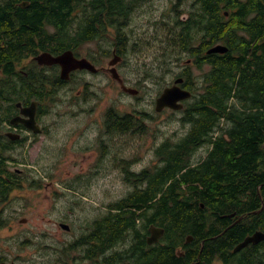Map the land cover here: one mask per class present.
I'll list each match as a JSON object with an SVG mask.
<instances>
[{"label": "flooded vegetation", "instance_id": "af4514ba", "mask_svg": "<svg viewBox=\"0 0 264 264\" xmlns=\"http://www.w3.org/2000/svg\"><path fill=\"white\" fill-rule=\"evenodd\" d=\"M142 1L130 0L123 28H120L114 37L113 50L110 51L109 56L118 55L124 59L120 39L126 40V36L124 34L122 38L120 31L129 25L133 14L131 9H135L136 4ZM185 1L178 0L173 7L176 12L173 26L177 31L167 29V40L175 36L180 40L179 48L173 51L176 55L169 58L170 62L184 65L180 73L174 75L173 82L168 83L158 97L166 88L175 86L179 81L178 86L191 92L192 96L209 94L216 98L218 94L225 95L229 86L234 84V74H238L236 87L243 78L244 90L247 92L246 83L251 79L262 78L261 73H264V0H258L257 11L248 10L244 13L242 25L233 36L225 32L218 35L214 30V22L217 20L205 13L203 0H195L193 19L189 20L190 14H181L183 11L179 10V6ZM241 1L246 6L250 0ZM211 2L212 10L218 8L221 21L228 22L233 9L230 7L225 9L228 4L224 0L219 2L211 0ZM217 2L218 6L215 7ZM3 5L6 7H2ZM30 5L29 0L18 2L0 0V14H9L12 21L10 28L0 29V231L7 228L11 218L5 216L12 202V194L23 192L27 188L42 187V183L40 184L33 176L31 173L33 170H30L24 161L48 156L52 150H56L54 154L65 155L74 165L82 167L77 177L73 179L81 190L89 188V184L81 179L83 176H96L101 183L104 182L103 185L114 189L115 186L120 187L123 184L128 188L129 193L108 205L104 200L100 201L102 203L99 207V217L81 226L75 227L66 220L54 221V225L58 228L56 233L58 241L45 246L53 251L51 254L54 259L53 264H131L130 262L137 261L136 259L144 254L151 259L153 251H160V248L169 246L165 239L166 231L159 241L149 243L152 237L150 229L154 225L152 210L149 207L137 210L140 216H136V220L132 221L133 224L126 226L123 231L114 233V236L106 232L108 221L114 223L117 218H122L121 214L125 215V212L132 209V204L127 200L130 196L152 190L155 174L168 166L169 160L175 158L174 154L180 157L179 161L183 165L179 176L193 170L200 172L205 167L215 165L218 162V151L231 149L235 142V138L229 135L234 128V122L228 116H219L217 107L213 105L188 104L187 101L183 102L182 109L166 106L158 111V97L152 105L153 114L159 117L168 113L172 118L182 113L180 122L182 126H188L184 136L165 137L162 141H157L156 135H148L150 126L146 123L149 119L156 121L157 117L137 111L135 113L127 111L123 114L120 110L113 109L109 113H104L101 119L79 120L78 116L85 112V110L79 112V107L82 106V102H88L89 98L98 101L92 110L94 113L97 112L102 100L97 91L104 89V84L99 87L100 84L95 85L85 79V76L110 75L112 81L121 90L122 86L112 77L110 67L107 68L103 64L105 55L102 45L97 52L92 50L85 54L81 53V49L59 50L55 26L44 20L41 26L35 29L27 27L24 29L19 13L31 10ZM208 21L213 23V28L209 30L206 29L207 26L203 27L204 22ZM255 21L257 24H254ZM191 22L194 23L195 31L189 27ZM157 23L166 27L169 22L162 19ZM167 30L164 28V32ZM104 39L105 35L102 33L96 40L87 41L83 47L92 42H104ZM136 46L137 42L133 44V47ZM217 46H225L228 51L210 53ZM68 50L73 51L77 59L89 60L98 71L77 69L63 74V67L59 63L47 64L41 60L44 54L58 57ZM227 59L234 60L235 64L242 63L239 68H233L230 75L223 71V66L226 65L224 60ZM193 65L198 69L197 77L192 74ZM123 81L128 87L138 90V95L143 92L141 84L131 87L125 79ZM233 93L235 94L236 90ZM247 96H250L248 92ZM257 106L256 104L251 107L257 111ZM219 108L229 112L235 110L241 112L248 106L236 98H231L230 102ZM192 111L194 112L191 113ZM125 117L128 118L127 122L123 121ZM228 126L230 127L227 128ZM137 136L142 138V142L134 147L133 143ZM122 137L134 140L123 146ZM258 140L261 145L258 146L259 159L256 166L262 171L264 137ZM123 150L130 155L135 153L134 157L123 158ZM150 154L155 155V163L151 158L147 166L138 170L139 162ZM87 159L92 163L90 167L84 168V164L79 160ZM71 170L73 168L69 171ZM186 185L192 186L191 182ZM151 203L149 202V205ZM242 219L244 218L241 217L233 222L232 226ZM256 231H264V229L258 227L234 246L232 245L233 247L229 246L228 251H214L203 257L205 240L198 241L194 235L189 234L177 245L175 251L181 264H241L242 261L249 260L250 255H254L255 260L259 262L257 255L264 257V241L258 244L251 243L240 251H234L247 236L253 235ZM60 233L65 234L68 239L61 240ZM124 257H130V260L123 261ZM18 261L19 259L14 257L0 258V264H19Z\"/></svg>", "mask_w": 264, "mask_h": 264}, {"label": "trees", "instance_id": "16d2710c", "mask_svg": "<svg viewBox=\"0 0 264 264\" xmlns=\"http://www.w3.org/2000/svg\"><path fill=\"white\" fill-rule=\"evenodd\" d=\"M29 1L31 10L19 13L22 26L24 29H35L41 26L44 20L55 26L59 50H80L87 41H94L110 30L117 34L120 28H123L129 7L128 0ZM224 1L228 4L225 9H233L230 12V20L226 23L221 21L218 8L212 10L211 0H203L202 6L206 8L207 15L216 18L214 30L219 36L223 32L233 36L242 25L244 13L248 10L257 11L259 1L250 0L246 6L241 0ZM254 24H257V21ZM11 25L9 14H0V29L10 28ZM212 25L213 23L208 21L204 22L203 27L207 26L206 29L209 30ZM120 33L123 36L122 29ZM171 42L174 46L169 45L170 50H177L179 38L175 36L170 39ZM224 61L226 65L223 66V71L229 75L233 68L242 65L235 64L232 59ZM261 74L262 78L251 79L246 83L249 97L244 90L243 78L236 87L238 74H234V84L229 86L225 95L218 94L214 98L209 94L200 97L193 94L187 101L188 104L213 105L217 107L219 116H228L234 122V128L229 135L235 138V142L231 149L218 151V162L215 165L181 176L179 175L183 165L179 161L180 157L174 154L175 158L169 160L168 166L155 174L152 190L130 196L127 200L132 204V209L125 212V215L121 214L122 218H117L116 222L108 221L106 232L114 236V233L132 225L136 216H140L137 210L147 206L153 210L154 225L165 228V239L169 247L153 251L151 259L146 254L139 256L137 261H132L131 264H181L175 248L189 234L194 235L198 241L205 240L203 257L214 251H228L229 246H234L258 227L264 229V168L261 171L256 166L259 159L258 146L261 145L258 139L264 137V73ZM231 98L246 103L248 108L241 112H229L219 108L230 102ZM256 104L257 111L251 107ZM123 121L127 122L128 118H123ZM188 182H191L192 186H187ZM149 202H152L151 205ZM230 214L235 216L225 217ZM241 217L244 219L232 226L233 222ZM197 250L199 251V248ZM262 257L258 254L257 262L254 255H250L249 260L242 261L241 264H264ZM125 259L130 260V257H124L123 261Z\"/></svg>", "mask_w": 264, "mask_h": 264}, {"label": "rangeland", "instance_id": "374dc122", "mask_svg": "<svg viewBox=\"0 0 264 264\" xmlns=\"http://www.w3.org/2000/svg\"><path fill=\"white\" fill-rule=\"evenodd\" d=\"M128 1L130 2V0ZM177 1L143 0L140 4L137 3L135 9H131L133 14L129 25L123 30L126 40L120 39V41L124 59L122 58V62L118 64L117 68L128 85L135 87V85L141 84L143 92L137 97L130 96L112 81L110 75L105 77L87 75L85 79L95 85L100 84L99 87L104 84V89L97 91L102 99L97 112L94 113L92 110L98 101L89 98L88 102H82V106L79 107V112L85 110L78 116L79 120L101 119L104 113H109L113 109H118L123 114H126L127 111L133 113L137 111L157 117L156 121L149 119L146 123L150 126L148 135H156L159 142L165 137H179L187 133L188 126H182L183 124L180 122L182 113L176 114L172 118L168 113L158 117L157 114H153L152 107L162 89L168 83L173 82L174 75L180 73L184 65L171 63L169 59L174 57L172 55H176L169 48V45L171 47L174 45L172 42L170 43L169 39L167 40V34L171 29L177 31V28L173 26L176 18L173 7ZM195 2V0H186L179 6V10L183 11H179L181 14H190L189 20L193 19L192 13L195 11L193 3ZM162 19L169 22L166 27L157 23ZM189 27L195 31L194 23L191 22ZM164 28L168 29L167 32H164ZM116 35V32L113 34L110 30L105 35L104 42L89 43L81 48V53L85 54L92 50L97 52L99 46L102 45L105 55L103 64L109 68V62L114 58L109 55L113 50L112 44ZM136 42L137 46L133 47ZM191 69L193 76L197 77L198 69L194 65ZM137 135L139 136V134ZM138 136L133 143L134 147L142 142V138ZM133 140L128 137L121 138L123 146ZM56 152V150H52L48 156L24 161L26 166L33 170L31 173L39 180L40 184L42 183V187L27 188L23 192L12 194V202L5 216L11 218H9L7 228L0 231V258L14 257L19 259V264H53L54 259L51 255L53 251L45 246H50L58 241L56 239L58 228L54 225V221L66 220L75 227L81 226L85 222L99 217V207L102 203L100 201L104 200L108 205L129 193L128 188L123 184L120 187L115 186L114 189V187L103 185L104 182L101 183L99 177L96 176H83L81 179L89 184V188L81 190L73 179L77 177L82 167L74 165L72 160L65 155L54 154ZM128 153L123 150L122 157L130 158L135 155V153L132 155ZM151 158L155 163V155L150 154L139 162L137 169L141 170L147 166ZM79 161L84 164V168L90 167L92 163L90 159ZM71 168L73 170L69 171ZM79 201L85 203H79ZM77 232L79 233V230ZM59 238L61 240L68 239L65 234L61 233Z\"/></svg>", "mask_w": 264, "mask_h": 264}, {"label": "water", "instance_id": "95a60500", "mask_svg": "<svg viewBox=\"0 0 264 264\" xmlns=\"http://www.w3.org/2000/svg\"><path fill=\"white\" fill-rule=\"evenodd\" d=\"M228 49L225 46H217L213 48L210 53H225ZM41 60H43L47 64L52 63H59L63 67V74H68L70 71L77 70V69H87L91 72H97V68L95 65H93L89 60L87 59H77L73 53V51L68 50L64 52L62 55L58 57H52L50 54H44L41 57ZM121 56L116 55L111 61H110V73L112 74V77L117 80L121 86L122 90L126 93L132 94V95H138V90L135 88H130L127 85H125L123 78L119 74V71L117 70V65L121 62ZM179 81L176 82L175 86L166 88L164 92L158 97L157 99V110L161 111L164 107L169 106L174 109H182L183 102L191 99L192 93L186 90H183L178 86ZM203 206V205H202ZM235 214H231L225 217L232 218ZM231 228V227H230ZM229 229V228H228ZM226 229V231L228 230ZM152 237L149 239V243H155L159 241L160 237H162L165 234V228L163 227H157L152 226L151 227ZM190 241V238L189 240ZM264 241V231H256L253 235L247 236L243 242H241L234 251H240L241 249L245 248L251 243L258 244L260 242Z\"/></svg>", "mask_w": 264, "mask_h": 264}]
</instances>
